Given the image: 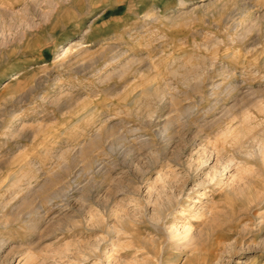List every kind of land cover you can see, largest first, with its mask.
I'll return each instance as SVG.
<instances>
[{"label": "rangeland", "instance_id": "rangeland-1", "mask_svg": "<svg viewBox=\"0 0 264 264\" xmlns=\"http://www.w3.org/2000/svg\"><path fill=\"white\" fill-rule=\"evenodd\" d=\"M0 264H264V0H0Z\"/></svg>", "mask_w": 264, "mask_h": 264}, {"label": "bare ground", "instance_id": "bare-ground-1", "mask_svg": "<svg viewBox=\"0 0 264 264\" xmlns=\"http://www.w3.org/2000/svg\"><path fill=\"white\" fill-rule=\"evenodd\" d=\"M68 49H70V46H68V47H65V48H62L61 49V54H64L66 51H68ZM194 216V215H193ZM193 218V217H192ZM194 218H195V216H194ZM197 218V217H196ZM185 228H186V226H185ZM187 229H188V227H187ZM188 232V231H187ZM186 231H185V234L187 233ZM232 232V231H231Z\"/></svg>", "mask_w": 264, "mask_h": 264}]
</instances>
